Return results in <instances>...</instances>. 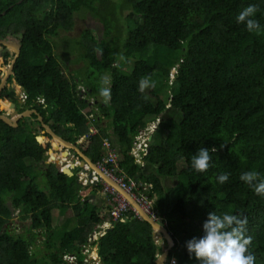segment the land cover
<instances>
[{"label": "trees", "instance_id": "trees-1", "mask_svg": "<svg viewBox=\"0 0 264 264\" xmlns=\"http://www.w3.org/2000/svg\"><path fill=\"white\" fill-rule=\"evenodd\" d=\"M18 1L0 0V37L21 39L14 77L28 96L25 108L36 109L68 141L87 135L81 149L95 163L104 158V139H111L119 153L118 174L136 181V192L150 197L175 241L168 262L200 264L189 255L186 241L203 236V223L216 212L247 216L249 251L255 253V264H264V197L240 180L249 170L264 175V0H120L119 6L117 0ZM250 4L259 6V35L236 22ZM79 13L97 16L104 27L99 42L86 30L84 42L77 43L91 71L109 73L108 104L98 98L100 88L94 83L65 76L55 52L51 38L71 31ZM119 15L131 27L125 38L124 30L114 25ZM9 55L0 44V56ZM141 79L148 85L144 92L139 90ZM163 90L168 102L160 96ZM0 100L1 105H17L13 87ZM32 118L17 128L0 119V264H66L67 253L78 258L72 264H84L83 246L99 225L111 220L109 212L103 214L90 201L104 183H77L76 173L89 169L77 154L73 159L81 165L74 175L65 174L53 162L58 147L52 136L44 131L45 142H38L30 125L41 122ZM159 118L161 137L150 143L144 163H138L131 154L135 136ZM90 124L98 128L94 135H89ZM200 147H207L211 156L204 172L191 167ZM221 173L230 174L225 184L217 181ZM181 178L186 180L176 196L169 181ZM144 184L150 186L144 190ZM107 202L110 210L112 201ZM17 211L22 223L27 221L25 235L10 230ZM125 216L128 221L111 220L113 229L95 242L98 264H157L160 247L151 224L133 210ZM39 232L45 238L41 256L33 251Z\"/></svg>", "mask_w": 264, "mask_h": 264}, {"label": "clouds", "instance_id": "clouds-1", "mask_svg": "<svg viewBox=\"0 0 264 264\" xmlns=\"http://www.w3.org/2000/svg\"><path fill=\"white\" fill-rule=\"evenodd\" d=\"M258 10V5H248L236 16V22L245 25L249 32H255L259 35L262 31L261 25L255 18ZM97 51L101 55L103 54V49H97ZM16 83L22 88L21 84L17 81ZM101 84L99 96L103 103L108 104L111 99V78L107 75L101 77ZM147 86V82L141 79L139 90L144 92ZM22 91H24L23 88ZM212 151H217L216 147H213ZM210 161L209 149L200 147L191 157V167L196 172H204L210 167ZM229 175L228 173H221L217 176V181L220 184H225L229 180ZM240 180L246 183L256 195L264 197V175L260 172L245 171L241 173ZM247 225V216L241 217L228 213L218 215L216 212H210L203 223L204 235L186 241L188 253L190 256L194 255L200 264H255V253L249 251L252 237L246 236Z\"/></svg>", "mask_w": 264, "mask_h": 264}, {"label": "rangeland", "instance_id": "rangeland-1", "mask_svg": "<svg viewBox=\"0 0 264 264\" xmlns=\"http://www.w3.org/2000/svg\"><path fill=\"white\" fill-rule=\"evenodd\" d=\"M117 1H118L117 5L119 6L120 5V0H117ZM114 2L116 3V0H114ZM127 13H129V11H124V15H126ZM96 17L97 16H95V17L90 16V15H88V13H85V15H83L82 13L76 14L74 28L71 31H69V32L61 30V31H59V34L57 36H54L51 39H52L53 42L56 43V50H55L56 54L59 56L61 61L64 63L62 65V67L64 68L65 76H73V77H75L77 79H81L84 82H88L89 81V83H94V85L97 88H100V87H102L101 77H103L105 75L109 76V73L107 71H105V72H98V71L95 72L94 70L91 71L89 69L86 61L83 60V53H84L83 52V48L81 47L80 44L77 43V42L81 43L82 40L84 42L82 34L86 30H90L92 32V34H93L92 36H90V34H88L89 38H95V40L98 41V42L101 40V38H99V36L103 37L104 27H103L102 24L98 23V18H96ZM119 17H120V15H119ZM112 20H113V18H112ZM121 20H122V18L120 17V20L118 22L114 21V23H116L118 26L121 25L122 27H118L116 24H114V25H115V28H117L118 30H120V31L124 30L123 31L124 32V36L123 37L125 38L127 31L129 29H131V27L128 24H126L125 21H121ZM115 33L116 32L114 31V34ZM109 41H111V39ZM9 53H10V55L7 57V61L5 63H3V57L0 56V66H2L3 70L5 69L4 65H6V67H7V66H9V64L11 62L12 54H11L10 51H9ZM90 80H92V81H90ZM15 81L16 80L13 81L12 85L14 86L15 93L19 94V96H20V95H22V94H20V92H22L21 91L22 89H20V90L18 89V87H17L18 84ZM82 88L86 89L85 86H83ZM160 96L165 101L168 102L169 95L166 92V90H163V92L160 93ZM18 98L21 101L24 100L23 97H21V96L18 97ZM98 98L101 99L100 96H98ZM94 102H95V100H94ZM8 108L9 107H7L6 105H3V107H2L3 112L5 114H7V115H12L13 116L14 115V111H9ZM155 125H156V127L157 126L159 127V124L156 123ZM92 127L96 128L98 130V128L95 127L94 124H90V129ZM38 128L39 129L36 131V133L40 134V135H43L42 131L40 130V126H38ZM90 129H89V133H90ZM154 130H155V128L151 129V131H150V139H151V141L149 143H152V142L155 141V139L157 140V139H159L161 137V134H162L161 128L160 129H156L155 131ZM84 136L86 137L87 135H84ZM85 141H86V138L85 139H79L77 141V143L78 144H83ZM59 151H61V148H59ZM61 158L64 159V157H61ZM50 160H53V159L49 158L48 162H50ZM27 162H30V160H27ZM53 162H55V160ZM82 170H89V169L86 168V167H83ZM79 172L80 171H78L76 174L78 175ZM90 172H91V170H89L88 173H90ZM185 180H186V178L170 179L169 185H171L173 190H176V193H177L176 196L180 195L179 194V192H180L179 189H182V187H183V185L185 183L184 182ZM39 183H41L42 189H44V190L47 189L46 181H45V179L43 177L39 178ZM96 193H99L97 199H99V197L101 195L103 197V200L108 201L109 193L104 190V187L102 189H99ZM104 193L106 194V197H105ZM8 201H9L8 203H10V198L8 199ZM152 206H153V208H155L153 203H152ZM108 212H109V210L107 211V208H106L105 212L102 211V213H104V214H107ZM21 217H22L21 212L17 211V212L14 213V216H13L11 222H10V226H11L10 230H11V232L14 233V234H17L18 236H20L19 234H22V235L27 234V230H28L27 227L24 226V223L26 224L27 221H23L24 223H22ZM44 239H45L44 236L41 234V232H39L38 235H37V238L35 240V243L33 245V251L36 249V251L39 253L40 256H41L42 253H45V248H44V245L42 244ZM162 244L165 245V243L163 241H162ZM40 251H41V253H40ZM94 251H96V250L94 249Z\"/></svg>", "mask_w": 264, "mask_h": 264}, {"label": "water", "instance_id": "water-1", "mask_svg": "<svg viewBox=\"0 0 264 264\" xmlns=\"http://www.w3.org/2000/svg\"><path fill=\"white\" fill-rule=\"evenodd\" d=\"M22 0H19L17 4L21 3ZM0 44L5 46L12 54V59L11 62L8 66V69L5 71V76L1 78V83H0V91L3 89L7 82V78L10 75H14V65L18 59V57L21 54V48H22V42L21 39L13 36V35H7L5 37H0ZM0 70H2V67L0 66ZM20 104L23 103V101L19 102ZM2 106V105H1ZM7 106L9 108L15 109L16 104L14 102H8ZM3 107V106H2ZM15 115H7L5 113L0 114V119H2L6 124H8L11 127L17 128L19 126V121L21 119H25V117H31L33 114H36L38 116V120L41 122V127L44 129L46 133L52 136L55 144L57 147H60L63 149L59 155L58 158L55 160V163L58 167L61 168V170L69 175L72 176L74 175V172L72 171V168H74L75 163L73 162L71 164L70 168L69 166H64L58 161H61V157H64L65 160L73 161L74 157H70L71 150H74L77 154L76 158L77 160L82 158L84 162L87 163L89 170H91L90 173L89 170H84V173L87 176V179H90V176H93L97 179L96 183H93L89 181L87 184H92V185H97L100 181L109 184L112 186L115 190H117L126 200L130 202L132 207L139 213V216L149 222L152 226V235L155 243L160 247V250H157V264H165L166 261L168 260V256L172 248L175 246V241L171 235V233L168 231L167 227L161 223L159 220L156 218L152 217L149 215L143 207L135 200V198L130 194L128 191H126L124 188L120 186L112 177H110L108 174L102 171L98 163L93 162V160L87 156L81 149V144H78L77 142H71L60 135H58L50 125L45 123L43 116L35 109H26L25 111L18 113L14 112ZM46 139L45 135H38L37 140L40 143H44ZM83 178L79 177L77 179V183L80 185H83L81 182ZM124 221H128V217L125 218ZM113 225L111 224L105 229V232L107 233L108 231L113 229ZM101 237L98 238V242L100 243ZM166 240L167 245H163L162 241Z\"/></svg>", "mask_w": 264, "mask_h": 264}, {"label": "built area", "instance_id": "built-area-1", "mask_svg": "<svg viewBox=\"0 0 264 264\" xmlns=\"http://www.w3.org/2000/svg\"><path fill=\"white\" fill-rule=\"evenodd\" d=\"M22 97L24 100L28 98L26 92L22 91ZM41 102L44 104V99H40ZM94 114H90L89 118L93 119ZM160 118L149 122L147 126L141 130L138 135L135 136L134 140V147L131 151V154L135 158V161L138 163L143 164L144 163V156L149 152V146H150V131L151 129L156 130V123L159 124ZM154 130V131H155ZM98 130L94 127L90 129V135L96 134ZM86 137L83 136L81 139H85ZM103 148H104V158L101 163H98L100 168L103 172L108 174L110 177H112L122 188H124L126 191H128L132 196L135 198V200L143 207V209L152 217L157 218V213L153 210L152 206V200L150 197L143 191L140 194L136 192V189H138V185L136 181L130 179L126 180L124 175L118 174L119 169V153L118 150L113 146V142L109 138H105L103 141ZM72 162L69 161L67 166L71 167ZM75 165H77L75 163ZM87 183V182H85ZM83 182V184H85ZM143 189L146 190L150 185L144 184L142 185ZM104 190L107 191L111 196H109V199L112 201V207L109 210V216L112 221L120 220L124 221L126 216L125 214L129 210H133L138 216L139 213L132 207L130 202L126 200L117 190H115L112 186H110L107 183H104ZM140 217V216H139ZM141 218V217H140ZM104 222L102 225L98 226V229L93 232V234L90 235L88 242L86 245L83 246L82 253L84 254L83 263L84 264H98L100 261V257L98 254V244L95 242L98 241L99 237H102L105 235V229L110 226L112 221ZM96 247V248H95ZM94 249L96 251H94ZM63 260L66 264H72L76 263L78 261V258L75 254L67 253L63 256ZM173 261H175V264H177L176 259H172L168 262L166 261L165 264H173Z\"/></svg>", "mask_w": 264, "mask_h": 264}, {"label": "flooded vegetation", "instance_id": "flooded-vegetation-1", "mask_svg": "<svg viewBox=\"0 0 264 264\" xmlns=\"http://www.w3.org/2000/svg\"><path fill=\"white\" fill-rule=\"evenodd\" d=\"M5 36H7V35H5ZM4 36V37H5ZM7 61V58H3V63H5ZM5 66V70L3 71V69L2 70H0V83H1V78L3 77V76H5V71L8 69V66L6 67V65H4ZM2 67V66H1ZM14 80H16L15 79V77H14V75H10L8 78H7V82H6V84H5V86L3 87V89L0 91V95L4 92V90H6V89H10L11 90V88H12V84H13V81ZM16 82V81H15ZM13 89H14V86H13ZM22 89V88H21ZM14 91H15V89H14ZM22 91V90H21ZM20 94H22V92H20ZM21 97H22V95H20ZM19 96V94H17L16 93V98H17V105H16V107H15V109L13 110L14 112H18V113H21V112H23V111H25L26 110V108H25V104H26V100H22L23 101V103L22 104H20L19 102L21 101V100H19V98L18 97H20ZM1 101V100H0ZM16 104V103H15ZM5 105H7V104H5ZM19 105V106H18ZM3 106V105H2ZM2 106H1V102H0V109H2ZM24 107V110H20V108L19 107ZM29 109H31V108H29ZM36 110V109H35ZM33 115H36V114H33ZM32 115V116H33ZM32 116L31 117H25V119H21L20 121H19V123H21V122H26V120H27V118H32ZM37 116V115H36ZM38 117V116H37ZM33 119V118H32ZM29 125H30V123H29ZM38 126L39 125H30V127H31V129L33 128L34 130H35V132H36V130H38L39 128H38ZM41 126V125H40ZM40 130L42 131V134L43 135H45L44 134V130H42V127H40ZM38 135H40V134H38ZM37 135V136H38ZM46 136V135H45ZM57 146V145H56ZM59 148L60 147H58V153H57V155H56V157H55V160L58 158V155H59V153L63 150V149H61V151H59ZM75 155H76V152L74 151V150H71V154H70V157L72 158V157H75ZM64 161H67L68 163H69V160H65L64 159ZM72 163L74 162V163H76L77 164V166H80L81 165V163L80 162H77V161H74V159H73V161H71ZM77 166H75L74 168H76ZM74 168H72V171H73V169ZM78 176L79 177H82V178H84V179H87V176H86V174L84 173V170H82L81 169V171L79 172V174H78ZM78 177V178H79ZM86 185H88L87 183H85ZM157 220H159L160 219V217L157 215V218H156ZM160 221V220H159ZM163 242L167 245V241L166 240H163ZM159 250V249H158Z\"/></svg>", "mask_w": 264, "mask_h": 264}, {"label": "crops", "instance_id": "crops-1", "mask_svg": "<svg viewBox=\"0 0 264 264\" xmlns=\"http://www.w3.org/2000/svg\"><path fill=\"white\" fill-rule=\"evenodd\" d=\"M84 96L86 97V94ZM62 160H64V159H61V162H62ZM89 181H91V182L93 181L92 176H90V179H85L84 183L85 182L88 183ZM98 195H99V193H95V194L91 195L90 201L92 203H94L95 205H97L98 208L101 209V212L102 211L105 212L106 211V208H107V211H108L109 210L108 209V202L106 200H103V197L101 195H100L99 199H97L98 198ZM104 195L106 197V194L105 193H104Z\"/></svg>", "mask_w": 264, "mask_h": 264}, {"label": "bare ground", "instance_id": "bare-ground-1", "mask_svg": "<svg viewBox=\"0 0 264 264\" xmlns=\"http://www.w3.org/2000/svg\"><path fill=\"white\" fill-rule=\"evenodd\" d=\"M61 164L64 165V166H67L68 162L62 160V163H61ZM84 181H85V179L83 178V179L81 180V182L83 183Z\"/></svg>", "mask_w": 264, "mask_h": 264}]
</instances>
